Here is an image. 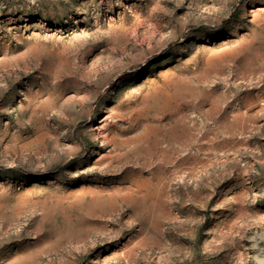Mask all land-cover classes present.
<instances>
[{
	"label": "rangeland",
	"instance_id": "obj_1",
	"mask_svg": "<svg viewBox=\"0 0 264 264\" xmlns=\"http://www.w3.org/2000/svg\"><path fill=\"white\" fill-rule=\"evenodd\" d=\"M0 264H264V0H0Z\"/></svg>",
	"mask_w": 264,
	"mask_h": 264
}]
</instances>
